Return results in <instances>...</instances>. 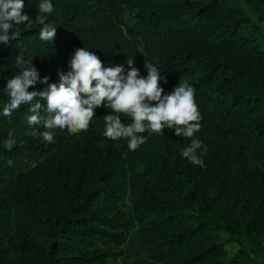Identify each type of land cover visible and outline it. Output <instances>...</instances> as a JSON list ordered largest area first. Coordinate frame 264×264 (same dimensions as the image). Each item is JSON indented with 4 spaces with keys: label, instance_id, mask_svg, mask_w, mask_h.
Instances as JSON below:
<instances>
[{
    "label": "trees",
    "instance_id": "16d2710c",
    "mask_svg": "<svg viewBox=\"0 0 264 264\" xmlns=\"http://www.w3.org/2000/svg\"><path fill=\"white\" fill-rule=\"evenodd\" d=\"M24 2L33 22L0 44V264H264V0H51L54 43L39 39L41 0ZM85 47L104 67L127 71L133 58L141 76L152 63L165 94L180 80L195 89L203 167L180 155L191 138L173 130L138 134L136 151L106 138V106L55 143L30 134L44 131L28 126L30 105L3 116L19 53L58 84ZM227 242L239 247L229 254Z\"/></svg>",
    "mask_w": 264,
    "mask_h": 264
},
{
    "label": "clouds",
    "instance_id": "9594fccd",
    "mask_svg": "<svg viewBox=\"0 0 264 264\" xmlns=\"http://www.w3.org/2000/svg\"><path fill=\"white\" fill-rule=\"evenodd\" d=\"M243 7L247 11V7ZM24 8V0H0V44L7 45L18 38L12 32L14 26L33 22L23 14ZM53 10L51 0H41L37 5L35 23L41 25V41L54 43L56 28L47 23ZM32 61L33 58L25 59L22 53L15 58L18 71L6 81L4 91L9 102L2 112L10 118L22 105H30V114L25 117L28 126L44 128L31 135L38 134L42 141L55 143L57 130H67L70 135L85 131L95 116V109L106 106L113 113L103 117L106 138L114 142L126 139L128 150L136 151L147 140L138 134L147 131L164 135L165 129L173 130L176 137L191 138L180 155L194 166H204L199 153L201 150L206 153L207 147L194 138L201 130L202 116L195 89L188 83L180 80L178 86L165 94L160 83L163 79L166 84L167 80L152 63L145 61L147 76H141L133 58H127V71L123 65L104 67L95 52L86 47L74 50L68 63L69 71L57 69L58 84H49V77L41 78ZM38 83L48 86L43 91H28ZM122 116L130 118L131 123H122ZM15 144L13 132L9 131L4 147L10 151ZM12 163L8 161L9 166Z\"/></svg>",
    "mask_w": 264,
    "mask_h": 264
},
{
    "label": "rangeland",
    "instance_id": "374dc122",
    "mask_svg": "<svg viewBox=\"0 0 264 264\" xmlns=\"http://www.w3.org/2000/svg\"><path fill=\"white\" fill-rule=\"evenodd\" d=\"M123 21L125 24L131 25L134 22V11L127 10L124 15ZM259 25H260L261 32L264 35V19L260 22ZM225 238H227V235L223 233L222 239L224 240ZM238 247L239 245L237 243H233V242L226 243V248L229 250V254H232L235 250H237ZM261 258L264 260V255H261Z\"/></svg>",
    "mask_w": 264,
    "mask_h": 264
}]
</instances>
